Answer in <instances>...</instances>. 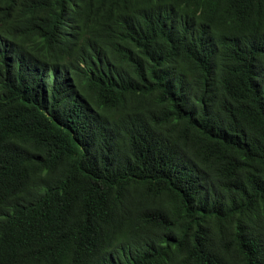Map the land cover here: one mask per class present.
I'll list each match as a JSON object with an SVG mask.
<instances>
[{
    "label": "trees",
    "instance_id": "obj_1",
    "mask_svg": "<svg viewBox=\"0 0 264 264\" xmlns=\"http://www.w3.org/2000/svg\"><path fill=\"white\" fill-rule=\"evenodd\" d=\"M0 264H264V0H0Z\"/></svg>",
    "mask_w": 264,
    "mask_h": 264
}]
</instances>
